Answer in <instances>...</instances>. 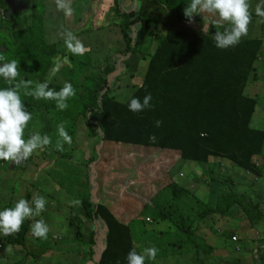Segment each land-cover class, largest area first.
<instances>
[{"label": "rangeland", "instance_id": "374dc122", "mask_svg": "<svg viewBox=\"0 0 264 264\" xmlns=\"http://www.w3.org/2000/svg\"><path fill=\"white\" fill-rule=\"evenodd\" d=\"M113 1L70 0L74 11L72 16L69 17L65 16L63 11L57 9L55 0H23V4L27 9L15 13L10 20H6L8 23H2L0 50L3 49L2 52L4 51L1 43L2 36L8 38L9 42L14 45L12 53L5 55V60L2 63L8 59L10 61L12 59L17 60L18 46L24 42V32L29 30L31 24H34L36 27L35 38H38L44 47L55 48L54 50L57 53L55 57L48 59L47 72L43 76L46 81L50 80L49 85L59 91L65 82H69L76 89V94L84 96L82 95L84 87L91 88L93 85L90 79L97 80L105 77L108 78L109 87L112 89L110 96L118 102H126L139 87L148 59L157 46L158 38L165 33L166 28L163 26L154 28L151 35L142 41L138 51L135 54H129L130 56L125 58V55H122L125 51V44L120 35L119 22L121 19L112 20L114 14L109 12ZM153 1L155 2L152 3L156 5L157 1ZM256 2L250 0L252 22L249 25L247 36L264 39V22H260L261 18L255 14V7L261 3V0H256ZM118 4L121 12L129 13L137 10L136 4L138 5V2L137 0L131 2L129 0H119ZM4 9L6 7L2 5L0 7L2 16L5 13ZM148 9L152 11L150 5ZM149 14L151 16L152 12H149ZM197 16L203 18L202 22L197 23L194 19L192 22L188 20L185 23V28L204 35L208 33V30H213V32L221 30L213 24L212 21L216 17L211 14L201 13ZM204 19L207 20V23L205 21L203 23ZM65 29L72 31L85 45L87 51L83 55H73L66 48L60 35ZM35 42L38 41L35 40L33 43ZM43 51L47 53L45 49ZM69 55L74 57L68 59ZM57 58L61 60L67 58L69 63L63 64L59 71L53 73L52 70L55 67ZM106 67L113 68L114 71L108 75L104 71ZM26 69L28 71L27 67ZM20 80H23V78L19 77L18 81ZM14 85L15 81L11 84L8 83L6 86ZM246 91L249 96L256 100V119L261 120V126L264 130V43L262 56L254 65V72L249 78ZM67 103L68 108L66 110L72 111L71 118L57 111L50 118V115H52L50 109L48 113L44 111L43 115L32 113V119L25 129V131L28 130L33 134H41L47 126L49 128L48 136L52 141L48 149L46 146L37 149L29 159L20 164L11 163L1 167L0 163V209L8 204L14 206L19 199L24 197V190L30 191L28 200L30 203L36 196L46 197L48 201L46 210L39 217L31 218L29 222L32 225L33 220L43 219L50 229L47 239L34 237L31 227L27 233L28 247L31 252H37L41 247L46 249L42 257L32 261L30 257H26L25 250L21 248L9 247L10 250H8L9 248L3 247L0 248V264H84L88 250L91 247L94 250L92 261L95 262L104 246V229L99 221L95 224L85 217L84 201L88 199L91 203L102 202L106 206L109 205L110 202L101 201L102 199H100L104 195V191L107 192L110 198L112 197L113 193L109 194V190L113 189L112 186L102 187V183L106 181L113 183L117 181L116 190L121 189L122 186L125 193L136 195L142 200V203L137 205L136 208L141 212L138 213L142 218L149 217L150 223L142 219H134L128 226L131 228L133 245L138 253L151 246L158 249L156 259L146 260L148 263L194 264L197 262L195 246L199 245L201 253L198 254V262H203V264H226L223 261L227 259L222 258V256H227L230 253L228 250L220 254L218 251L208 253L206 241L202 242L204 240L202 234L212 238L214 233L208 230L206 226L201 228L200 224L204 223L203 220L199 222L202 216L206 217L204 211L209 205L205 203V200L199 201L187 192L182 195V200L173 203L174 199H171L172 190L169 188L172 184L166 185L164 190L160 191L161 182H173V178L178 176L180 169L182 174L185 175V180L191 169L190 163L185 161L176 162L174 158L178 157L177 153L172 151L147 150L141 147L109 143H101L96 149L97 140L88 136V130L79 114L78 100L70 98ZM54 104L56 105V103ZM25 107L28 111L31 110L28 105H25ZM255 122L254 116V127L257 124ZM52 123L56 126L63 123L66 131L72 137L70 145L66 142L63 143V151L56 148L57 140L60 137L58 127L55 128V132H51L54 126ZM119 148H125L131 152V155L128 156L129 159L131 158L130 162H126L127 156L121 158L124 163L116 159L114 154L118 152ZM104 149L106 154L108 151L113 153L111 158L106 155V161L103 158ZM151 152L152 155L149 154ZM155 154L159 155L155 156ZM128 164L127 169L119 170L122 168L121 166H127ZM262 165L261 175L264 176V161ZM156 169L160 170V173L155 171ZM166 173L168 175H165ZM252 177L255 178V176ZM203 178L201 177V181L197 183L198 186H202L201 184L206 182ZM30 181L37 184L35 188H38V192L35 190V193L34 189L31 188ZM142 192H146V196ZM213 195L211 196V203H213ZM74 199H79L82 204L72 206L70 201ZM111 204L115 206L117 202L112 201ZM174 205L175 207H173ZM154 206H157L158 210L155 211ZM209 207L213 208V204ZM162 210L169 213L166 214L170 218L166 220L167 227H161L158 221L159 218H157L158 212H162ZM117 214L118 221H125L126 217L122 212H117ZM190 215L192 220L197 221L196 228L199 227L198 230H201V233L197 230V234L193 233L188 238L185 236L184 229L178 230V227L183 223H185L184 225L189 224V221L183 222L181 219ZM216 217H214L215 221L211 224L212 226L208 224L209 227L216 229L220 221L222 222L221 219L219 220ZM214 218L210 217L208 220L213 221ZM228 227L231 228L232 225H228ZM237 227L231 229L237 230ZM92 231L95 233V242L93 245H89ZM229 234L230 231L225 230L221 234V229H217L215 235L218 239L214 242L216 243L215 248H218L221 245L220 241L224 242ZM63 239L65 241H62ZM258 239H261V236ZM207 242L213 246L212 241L207 240ZM227 246H230V244ZM14 250L15 252H13ZM53 251L55 253H52ZM234 251L240 262L250 264L248 259L252 256L250 251L248 252L244 247L241 250L234 247ZM213 254L217 259L213 257ZM245 260L247 261L244 262ZM230 264L234 263L230 262Z\"/></svg>", "mask_w": 264, "mask_h": 264}, {"label": "trees", "instance_id": "16d2710c", "mask_svg": "<svg viewBox=\"0 0 264 264\" xmlns=\"http://www.w3.org/2000/svg\"><path fill=\"white\" fill-rule=\"evenodd\" d=\"M118 1H113L109 12L114 14L112 20L121 19L120 35L125 44L122 55H125V58H128L129 54H135L142 41L150 36L157 26H163L166 31L158 38L139 87L126 102H118L110 96L112 89L109 87L108 78L105 77L90 79L93 85L91 88L84 87V96L76 94L73 97L79 102V114L88 130V136L97 140L95 148L98 149L101 143H109L172 151L177 153L182 161L193 164L220 161L226 168L239 169L250 176L260 175L262 166H257L254 159L264 156V130L252 127L256 100L247 94L246 89L254 72V65L262 56L264 39L245 36L237 45L220 49L216 47L213 30H208L204 35L185 28L188 18L184 15V9L191 0H156V5L152 3L155 2L153 0H137V10L129 13L121 12ZM2 5L0 0V7ZM149 5L152 11L148 9ZM149 12H152L151 16ZM0 18L1 31L2 23L8 22L4 16ZM193 19L201 23L203 18L196 14ZM204 21L207 23L206 19L203 23ZM220 31H223V28ZM35 32L36 27L31 24L29 30L24 32V42L18 46L19 77L32 81L29 89L23 86L20 88L23 103L30 107L31 114L43 115L44 111L48 113L50 109V118L56 111L71 118L72 111L57 109L55 100L36 99L26 94L37 83L46 81L43 76L47 72L48 59L57 54L55 48L41 45L38 38H35ZM1 39L4 51L0 54H11L14 45L4 36ZM34 39L38 42L33 43ZM44 49L47 53H44ZM73 57L69 55L67 58ZM104 71L110 75L114 69L106 67ZM19 77L15 84L19 82ZM8 83L2 77L0 88L7 87ZM49 87L54 88L52 85ZM148 93L152 96V107L140 112L129 110L128 104L133 97L142 102ZM157 120L163 122L160 127H156ZM52 124L53 133L58 126ZM48 132L49 128L46 126L41 135H48ZM32 134L26 130L25 138ZM152 135L156 136L155 142L149 140ZM48 147L49 145L46 146L47 149ZM0 163L2 167L12 162L0 160ZM210 179L214 182L211 187L215 198L213 208L207 206L204 214L215 213L222 216L226 213L225 200L219 198L216 192L220 180L212 176ZM29 183L34 189L35 184L31 181ZM169 188L172 190L171 199H175L173 203H177L181 188L174 185ZM24 192L23 198L29 200L30 191ZM84 206L85 217L90 221H99L104 229V249L100 251L98 260L92 261L91 247L84 264H128L127 255L134 248L131 228L116 220L103 204L91 203L86 199ZM252 206L250 204L244 208L246 215ZM8 207L13 205H5L0 211ZM167 213L164 210L159 211L157 218L161 221L170 219ZM30 219L24 221L18 233L8 236L0 233V248H21L25 250L26 257L36 261L44 255L46 249L41 247L37 252L30 251L27 241V233L31 227ZM181 220L183 221V218ZM184 224L178 225V230L184 229L185 236L189 238L193 234L189 229L190 223ZM94 235L92 231L89 245L94 244ZM195 249L197 262L194 264H203L198 262V254L201 253L199 245L195 246ZM206 250L211 252L209 247ZM54 251L52 253H55ZM146 264L151 263L146 261Z\"/></svg>", "mask_w": 264, "mask_h": 264}, {"label": "clouds", "instance_id": "9594fccd", "mask_svg": "<svg viewBox=\"0 0 264 264\" xmlns=\"http://www.w3.org/2000/svg\"><path fill=\"white\" fill-rule=\"evenodd\" d=\"M55 4L65 16H72L74 10L70 0H55ZM201 13L216 17L212 21L213 24L217 26V29L223 28V31L217 30L214 34L217 48L227 49L235 46L242 37L248 35L249 25L252 22L250 0H191L184 9V15L189 22H192L194 15ZM255 14L261 18L260 22H264V0L256 5ZM60 35L66 48L73 55H83L87 51L85 45L72 31L65 29ZM4 60V55L0 54V62ZM68 63L67 58L63 60L57 58L52 70L53 73L59 71L63 64ZM0 64H2L0 77H3L10 84L16 81L20 76L19 61L12 59L10 62ZM49 83L50 80L37 83L26 94L36 99L55 100L59 110H66L68 108L67 101L75 97L76 89L71 83L65 82L63 87L57 91L50 88ZM31 85L32 81L20 80L14 86L0 88V160L20 164L26 161L37 149H42L52 143L47 134L34 133L25 138V129L32 119V114L23 103L20 88L23 86L25 89H29ZM151 100V93L145 95L142 102L139 98L133 97L128 104L129 110L140 112L145 108L152 107ZM162 123V121L157 120L156 127H160ZM58 135L60 139L57 140L56 148L63 151V143L66 142L69 145L72 143V137L66 131L63 123L58 125ZM149 140L155 142L156 136H150ZM47 203L46 197L43 196H36L31 203L27 199L21 198L13 207L0 211V233L4 236L18 233L26 219L39 217L46 210ZM70 204L80 206L82 201L74 199L70 201ZM49 230L48 224L43 219L35 220L31 225L32 235L36 238L47 239ZM157 252L158 249L155 246L144 248L140 253L133 248L127 255V262L128 264H146V260L156 259Z\"/></svg>", "mask_w": 264, "mask_h": 264}, {"label": "crops", "instance_id": "0c3cea01", "mask_svg": "<svg viewBox=\"0 0 264 264\" xmlns=\"http://www.w3.org/2000/svg\"><path fill=\"white\" fill-rule=\"evenodd\" d=\"M124 5L126 6L127 4H124ZM254 116H255V121H256L255 124L257 123L256 127L253 126ZM251 123H252L253 128L263 130V126H261V120L256 119V110L254 111V115H253ZM147 150H158V149H147ZM158 151H161V150H158ZM104 152H105L104 157L102 156L104 159L106 155L108 157L110 156V158L113 155V153L109 151L106 154L105 149H104ZM149 154L152 155V152ZM129 155H131V152L125 148H119L118 152L114 154V156H116V159L121 160L122 163H124V161L121 159L122 156H127L126 162L131 161V158L129 159L128 157ZM157 155L159 154H155V156ZM177 156L178 157H175L174 160L180 163L182 160L179 158L178 154ZM132 161H133V158H132ZM263 161H264V156L263 157L257 156L254 159L255 164L260 167L263 166L262 165ZM211 162L213 163L193 164L191 162H188L191 165V169H190V172L188 173V177L184 180L185 175L182 174L181 169H180V171L178 172V176L176 178H173V182H164V181L161 182L162 185H161L160 191H163L164 187L166 185L169 186V184H172L176 187L182 186V187H179L181 188L182 191L180 193V196L177 198V200L179 201L182 200V195L188 192L191 194V196L197 198L199 201L205 200L206 204H208L209 206H212L211 196L213 195L212 193L213 188L211 187L212 186L211 183H214V182H212L210 178L212 176V177L219 179L220 183L218 187L216 188V192L219 198L225 200L224 207L226 206V213L222 216L212 213V214L206 215L205 218L201 217V219H199V222L201 220H203L204 222L200 224L201 228L203 226H206L208 230H210L211 232H214L212 235V238H209L202 234L203 239H204V240L201 239L203 240L202 242L206 241L207 247H209L211 249L210 251L213 253L214 251H218V253L220 254V253H223L225 250H228L230 253L227 256L225 255L222 256V258L227 259V260H224L223 263L230 264V262H232L234 264H244L243 262H240L239 257L235 254V251H234V247L235 249L238 248V250H241L242 247H244L245 250H247L248 252L249 251L251 252L252 256L248 258L250 264H254V263L264 264V255H262V253H264V237H263L264 235V176L260 174L258 176H255V178H253L248 173H245L239 169L224 167L223 165H221L222 163L220 161L219 162L211 161ZM129 164L127 166H121L122 168H120L119 170L122 171L124 169H127ZM155 171H158V173H160V170L158 169H156ZM158 173H157V177H158ZM165 175H168V174L166 173ZM201 177H204L203 179H205L206 182L202 183L201 184L202 186H198L197 183L201 181ZM177 178L180 180H178ZM154 179H157V178H154ZM36 183H40V182H36ZM116 183L117 181H115L114 183L109 182V181L102 183V187H105L107 185L112 186L113 189L111 188L112 190H109V194H112V193L113 194H112V197L110 198L107 192L104 191V195L100 199H102L101 201L104 200L110 203L107 206L104 205V203L102 202H99V204H103L104 206H106V208L112 213V215L115 217L116 220L118 219L117 212L119 213L122 212V214L127 219L125 218L124 219L125 221H119V222H121L124 225H129L134 219L135 220L142 219L146 221V219H148L149 217L146 216L145 218H142L140 215L141 212L138 211V209L136 208L137 205L142 203V200L136 195H129L125 193V191L122 189V186L120 187L121 189L116 190L115 189ZM131 183H135V182H131ZM35 187H37V184H35ZM35 190L37 192L39 191L38 188H34V191ZM175 190L176 192H178L177 189ZM142 193L144 196H146L147 194L146 192H142ZM177 194H179V192ZM214 198L215 196L213 195L212 197L213 201H214ZM112 201H116L117 204L113 206L114 204H111ZM250 204H252L253 206L251 207V209H248L249 213L248 215H246L244 212L245 211L244 208L246 206H249ZM178 206L180 207V205ZM113 207L115 208L110 210ZM157 208H158L157 206H154L155 211L158 210ZM215 216H217L216 217L217 219L219 220L221 219L222 222H224L222 223L220 221V224L217 225L216 229L208 226V224L210 225L213 224V222L215 221V218H214ZM210 217H213L214 220L213 221L208 220ZM166 220L167 218L163 219L162 221L158 219L161 227L162 226L167 227ZM183 221H187V222L189 221L190 231L192 233L197 234L196 231L200 228L199 227L196 228L197 221L192 220L191 215L187 218H183ZM92 222L96 224V221H92ZM228 225H232L231 228L238 226L237 227L238 231L231 229L230 227H228ZM217 229H221V234H223L225 230L230 231V234L228 235L227 238L224 239V242L220 241L221 245L218 248H215L216 243L214 242L218 239V237L215 235ZM198 231L201 233V230H198ZM260 236H261V239H258V237ZM233 237L236 238L235 241L232 240ZM207 240L210 242L212 241L213 246H211L207 242ZM94 242H95V239H94ZM228 244H230V246H227ZM13 252H15V250ZM213 257H215L214 254H213ZM246 261L247 260H245L244 262Z\"/></svg>", "mask_w": 264, "mask_h": 264}, {"label": "water", "instance_id": "95a60500", "mask_svg": "<svg viewBox=\"0 0 264 264\" xmlns=\"http://www.w3.org/2000/svg\"><path fill=\"white\" fill-rule=\"evenodd\" d=\"M2 2H3V5L7 8V10L5 11V14H4V17L6 20H10L11 17L15 13L21 12V11H24L27 9V7L23 4V0H2ZM2 50H0V51L2 52ZM0 66H2V64H0ZM103 249H104V247L102 248V250Z\"/></svg>", "mask_w": 264, "mask_h": 264}, {"label": "built area", "instance_id": "2783aa9c", "mask_svg": "<svg viewBox=\"0 0 264 264\" xmlns=\"http://www.w3.org/2000/svg\"><path fill=\"white\" fill-rule=\"evenodd\" d=\"M0 16H2V14H0ZM146 222H149L150 223V220L149 219H146ZM235 237L232 238L233 241H235Z\"/></svg>", "mask_w": 264, "mask_h": 264}]
</instances>
